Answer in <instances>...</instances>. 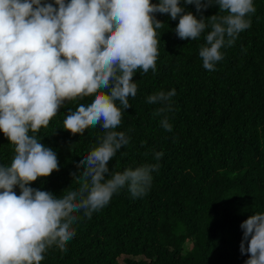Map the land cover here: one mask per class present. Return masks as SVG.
Wrapping results in <instances>:
<instances>
[{
    "label": "trees",
    "instance_id": "1",
    "mask_svg": "<svg viewBox=\"0 0 264 264\" xmlns=\"http://www.w3.org/2000/svg\"><path fill=\"white\" fill-rule=\"evenodd\" d=\"M253 4L256 11L247 16L251 26L221 49L223 59L212 71L199 56L211 29L196 40L180 39L174 32L178 19L155 14L165 23L156 30V70L134 73L138 92L129 97L132 107L122 110L116 129L128 135L129 144L109 161L112 171L121 172L158 164L150 188L133 197L125 186L90 218L76 213L67 250L51 246L41 264H245L249 255L240 252V225L264 213V0ZM182 6L199 16L195 5L182 0ZM218 11L213 5L203 15ZM173 89L171 110L155 115L162 105L149 104L147 97ZM91 99L66 101L48 127L36 133L57 154L59 171L31 187L57 197L79 187L74 181L83 170L79 161L104 130L98 125L73 135L62 128L63 119L68 108ZM164 115L172 131L161 126ZM157 152L163 153L159 160ZM13 154L0 132V164L9 165ZM14 191L20 194L18 187Z\"/></svg>",
    "mask_w": 264,
    "mask_h": 264
},
{
    "label": "clouds",
    "instance_id": "2",
    "mask_svg": "<svg viewBox=\"0 0 264 264\" xmlns=\"http://www.w3.org/2000/svg\"><path fill=\"white\" fill-rule=\"evenodd\" d=\"M183 4L195 5L199 16L186 11L182 0H0V132L14 152L9 165L0 164V264H41L51 246L67 250L76 213L90 218L125 186L133 197L146 194L158 164L121 172L112 171L109 161L129 144L128 135L116 129L122 110L132 107L129 97L138 92L134 73L156 70V30L165 23L155 14L178 19L174 32L180 39L196 40L210 28L199 56L212 71L223 59L221 49L251 26L247 16L256 11L253 0ZM213 5L219 11L205 18L203 12ZM175 95V89L161 90L147 102L162 105L154 113L160 116L171 110ZM86 97L93 99L68 108L62 127L81 136L90 127L104 130L79 161L83 170L74 178L79 187L70 186L59 197L31 187L59 171L57 154L36 133L48 127L66 101ZM160 124L172 131L166 115ZM162 155L157 152L155 158ZM240 227V252L249 255L245 264H264V213L249 216Z\"/></svg>",
    "mask_w": 264,
    "mask_h": 264
}]
</instances>
